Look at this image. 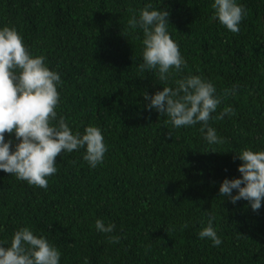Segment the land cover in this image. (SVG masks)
Returning a JSON list of instances; mask_svg holds the SVG:
<instances>
[{
  "label": "trees",
  "instance_id": "1",
  "mask_svg": "<svg viewBox=\"0 0 264 264\" xmlns=\"http://www.w3.org/2000/svg\"><path fill=\"white\" fill-rule=\"evenodd\" d=\"M149 3L170 13L167 31L186 61L166 84L155 70L139 71L143 31L128 25L129 9L139 18ZM213 3L0 0V30L14 27L30 55L60 74L52 123L64 117L81 135L98 127L107 147L95 168L83 159L86 148L62 152L47 189L0 171V246L27 227L60 251L59 264H264V200L253 211L219 195L223 180L241 178L236 155L264 151V0H236L247 11L238 34L214 18ZM190 75L211 82L217 96L237 86L209 120L223 144L208 143L201 124L175 128L146 107L144 93ZM229 106L235 115L214 118ZM9 140L14 150V133ZM212 215L219 247L199 238ZM98 219L114 231L99 232Z\"/></svg>",
  "mask_w": 264,
  "mask_h": 264
},
{
  "label": "clouds",
  "instance_id": "2",
  "mask_svg": "<svg viewBox=\"0 0 264 264\" xmlns=\"http://www.w3.org/2000/svg\"><path fill=\"white\" fill-rule=\"evenodd\" d=\"M212 8L214 18L233 34L239 33V25L247 15L242 5L236 0H214ZM150 9L153 6L149 3L140 10L139 18L135 9H129L132 15L128 25L132 30L143 31L144 63L139 65V71L155 70L158 79L166 84L174 73L182 71L186 61L167 31L170 13L166 9ZM61 83L60 74L49 69L45 56L30 55L14 27L0 30V171L42 189L48 187L46 177L57 173L56 158L62 152L86 148L83 159L95 168L103 162L107 151L100 128L88 126L81 135L79 132L73 134L64 117H60L57 124L52 123L57 118L56 108L60 101L57 85ZM175 85V88L165 86L151 97L144 93V99L150 100L147 109L155 108L161 116L167 117L165 123L175 128L201 124L200 131L207 130L204 138L208 143H225L209 125V120L213 119L212 114L225 97L236 94L237 86L217 96L215 86L200 76L176 79ZM233 115L235 110L229 106L214 118L222 120ZM6 133L15 134L18 143L14 150L11 140L5 142ZM236 156L243 162L238 167L241 178L223 180L219 195L230 198L233 204L242 199L248 201L252 210L257 211L264 200V151L244 149ZM234 189L237 195H232ZM214 220L215 215H212L207 227L199 232V238H208L214 247H219L222 241L213 228ZM95 227L102 233H112L115 229L114 224L105 226L99 219ZM119 241V236L109 238L110 243ZM60 258L57 248L27 227L13 234L10 247L0 246V264H59Z\"/></svg>",
  "mask_w": 264,
  "mask_h": 264
}]
</instances>
